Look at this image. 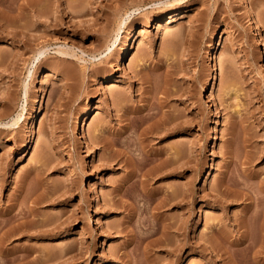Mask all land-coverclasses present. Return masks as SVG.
Masks as SVG:
<instances>
[{
    "label": "rangeland",
    "instance_id": "obj_1",
    "mask_svg": "<svg viewBox=\"0 0 264 264\" xmlns=\"http://www.w3.org/2000/svg\"><path fill=\"white\" fill-rule=\"evenodd\" d=\"M0 222V264H264V0H0Z\"/></svg>",
    "mask_w": 264,
    "mask_h": 264
},
{
    "label": "bare ground",
    "instance_id": "obj_2",
    "mask_svg": "<svg viewBox=\"0 0 264 264\" xmlns=\"http://www.w3.org/2000/svg\"><path fill=\"white\" fill-rule=\"evenodd\" d=\"M19 14V13H18ZM17 14V15H18ZM17 17V16H16ZM173 17H174V15H171L169 18H168V21H167V23H170L171 21H172V19H173ZM15 18V17H14ZM17 21V20H16ZM249 21V26L251 27V28H253L254 27V23L251 21V20H248ZM18 22V21H17ZM14 25H16V23L14 24ZM160 25V24H159ZM129 44V43H128ZM129 49H130V46H128L127 48H126V50L125 51H123V52H121V54H120V57L118 58V62L120 61V60H122L123 61V59L125 58V56H126V54L127 53H131V51H129ZM48 50V48L47 47H42V48H40V49H38L36 52H35V54H34V56H33V59L34 60H37L38 62H39V60H41V58L46 54V51ZM60 52H63V51H60ZM111 52V51H110ZM109 52V53H110ZM114 54V53H113ZM110 55V54H109ZM103 70H104V68H103ZM106 70V69H105ZM103 72V71H102ZM110 81H117V79H115V78H112V80H110ZM209 87H210V82L207 80L206 82H205V84H204V89H209ZM116 92V91H115ZM114 95V94H113ZM118 96V95H117ZM131 112V111H130ZM92 114V110L89 108V109H87L86 110V112H85V116L88 118V117H90V115ZM131 114V113H130ZM20 117H21V114H17L16 115V117H13L12 119H10V121L8 122L9 123V125H13V124H15V123H17L18 121H19V119H20ZM129 117V116H128ZM133 119V118H132ZM161 120V119H160ZM163 120V119H162ZM165 121V120H164ZM136 124V123H135ZM140 124V123H139ZM7 125V124H6ZM161 126V125H160ZM159 126V127H160ZM135 127V126H134ZM181 127V122H177V123H175V127L174 128H176V129H179ZM158 128V127H157ZM167 128H168V126H167ZM167 128H162V131H161V129H160V131H158L159 133L161 132H163V131H165ZM134 129V128H133ZM151 129V128H150ZM127 130H128V127H127ZM134 130H136V128L134 129ZM128 131H130V130H128ZM133 131V130H132ZM154 131V130H153ZM127 132V131H126ZM157 132V131H156ZM147 132L146 131H141L140 132V134H139V136H138V138L135 140L136 142H137V140L139 139V141L137 142V143H139V145L138 144H136V145H138L139 147H140V152L137 154V156H135V157H127L126 159H125V163H126V166H128L129 167V172H128V174L122 179L123 180V186H125L126 184H129V185H132V188H134V190H132L133 192H131V194H130V191H131V189H130V191H127L129 194H128V196L131 198V200H138V198L139 197H145L146 198V200H148L147 201V203H150V205H151V202H150V200H151V196H149L152 192L150 191V190H147L146 189V187L147 186H145L146 185V183L148 182V181H150V179H153V176L154 177H158V176H160L161 174H163V173H165L166 171H167V169H166V167H167V164H166V162L164 163V162H161V163H159V164H157V165H153V167L150 169V168H148V169H146V166L148 165V164H150L152 161L154 162L155 160V158L156 157H159V156H157V152H151V151H149V150H147V152L145 151H143L144 149H145V147H146V145H148V142H147V137H145L144 135L146 134ZM126 134V133H125ZM130 136V135H129ZM115 138V137H114ZM118 138V137H117ZM126 138V137H125ZM129 137H127V139H128ZM116 139V138H115ZM129 139H131V138H129ZM129 139L127 140L128 142H125V143H128V145H131V146H133L132 144L134 143H136V142H133L132 140H134V139H132V140H130L129 141ZM105 140H103L102 141V143H103V145L105 146H114V145H116L117 143H119V145H120V143H122V142H120L121 140H119V139H116V140H114V139H112V141L110 140V141H105ZM123 141V140H122ZM29 142H30V139H29ZM128 145H127V147H128ZM105 146V147H106ZM137 146V147H138ZM139 147H138V149H139ZM30 148H32V146L30 147ZM130 147H128V148H126V152H127V149L128 150H130L131 151V148L129 149ZM135 150H136V148H135ZM134 151V150H133ZM132 152V151H131ZM176 152V151H175ZM122 153V152H121ZM121 153H118L117 155H120ZM128 153V152H127ZM131 154V153H130ZM128 155V156H132V154H133V152H132V154L131 155ZM136 154V153H135ZM135 154H133V155H135ZM175 157V156H174ZM133 159V160H132ZM157 159V158H156ZM115 160V159H114ZM120 160V159H119ZM118 160V161H119ZM180 152L179 151H177V154H176V161L175 162H177L178 164L176 165L177 166V168L178 167H180ZM175 166V167H176ZM146 169V170H145ZM180 169V168H179ZM167 173V172H166ZM128 185V186H129ZM127 186V187H128ZM129 188V187H128ZM124 190V189H123ZM125 191V190H124ZM123 192V191H122ZM170 193V192H169ZM168 192H166L165 191V193H162L163 194V198H161V200L159 201V203H156V204H158V205H160L161 207L162 206H164L165 204H166V200H170V199H168V197L170 196V194H169ZM123 195H124V193H122ZM153 194V193H152ZM125 195H127V194H125ZM169 195V196H168ZM175 196V195H174ZM154 197V196H153ZM155 198V197H154ZM154 198H152L153 199V201L155 200ZM141 199V198H140ZM145 200V199H144ZM145 200V201H146ZM144 201V202H145ZM133 202V201H132ZM137 203V202H136ZM135 203V204H136ZM133 204H134V202H133ZM134 204V205H135ZM131 205V204H130ZM149 205V204H148ZM124 207H126V206H128V204L127 205H123ZM132 206V205H131ZM147 205H145V207H146ZM129 207V206H128ZM135 207V206H134ZM136 207H138V206H136ZM154 207H158V206H154ZM130 208V207H129ZM137 209H139V208H137ZM137 209H135V210H137ZM129 221V220H128ZM0 224H2V226H3V223H1L0 222ZM129 226V225H128ZM139 254V253H138ZM129 255H130V253H129ZM129 255H128V257H129ZM137 255V254H136ZM131 257V256H130ZM139 258V257H138ZM134 260H137L136 258L134 259ZM134 262V261H133ZM131 263V262H130Z\"/></svg>",
    "mask_w": 264,
    "mask_h": 264
}]
</instances>
